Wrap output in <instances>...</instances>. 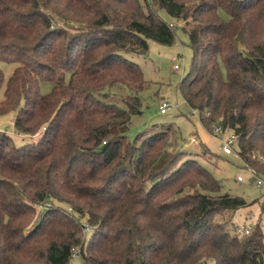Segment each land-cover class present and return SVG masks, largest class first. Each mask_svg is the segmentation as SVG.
<instances>
[{
  "label": "trees",
  "instance_id": "1",
  "mask_svg": "<svg viewBox=\"0 0 264 264\" xmlns=\"http://www.w3.org/2000/svg\"><path fill=\"white\" fill-rule=\"evenodd\" d=\"M157 9L189 36L184 100L264 177V0H0V61L15 65L0 116L37 136L0 130V264H264L260 222L236 231L252 202L222 192L178 129L128 135L149 86L132 56L176 41Z\"/></svg>",
  "mask_w": 264,
  "mask_h": 264
},
{
  "label": "rangeland",
  "instance_id": "2",
  "mask_svg": "<svg viewBox=\"0 0 264 264\" xmlns=\"http://www.w3.org/2000/svg\"><path fill=\"white\" fill-rule=\"evenodd\" d=\"M157 12L163 20L175 24L176 41L173 45H164L150 40L146 55L132 56V59L143 69L149 86L141 93L143 110L142 113L132 116L128 135L133 140L141 131L158 130L172 124L179 130L181 139L185 143L181 147L195 154L194 157L221 181L222 192L243 196L248 202H252L251 205L236 212L237 225L253 227L260 222L264 230V208L259 202L264 200V185L259 187L253 182L254 174L245 167L236 146L231 154L223 152L225 136H216L206 130L200 122L198 112L192 111L184 100L178 85L191 68L193 50L189 44V36L184 31L182 23L172 18L166 10L157 9ZM176 65H179V68H175ZM14 67V64L0 61V68L4 71L6 80L12 74ZM40 88L43 94H47L51 92L53 83L41 82ZM3 97L4 87L0 90V98ZM164 102L168 103L170 108L166 113H161L159 107ZM15 117L14 111L1 115L0 130L6 131L17 144L35 140L37 136L15 132ZM193 137H197L196 142L192 141ZM203 144L210 150L212 159L203 155ZM238 176H242L243 180L239 181ZM80 261L81 259L76 256L74 262L80 263Z\"/></svg>",
  "mask_w": 264,
  "mask_h": 264
},
{
  "label": "built area",
  "instance_id": "3",
  "mask_svg": "<svg viewBox=\"0 0 264 264\" xmlns=\"http://www.w3.org/2000/svg\"><path fill=\"white\" fill-rule=\"evenodd\" d=\"M171 26L174 25V23H170ZM175 68H179V65H176ZM170 108V105L168 103H162L159 107L160 112L161 113H166L167 110ZM216 136H225L224 141H223V145H222V150L225 154H231L234 150V146H236L238 137L235 133L228 131L227 129H225L222 125H216L213 133ZM193 142L197 141V137H193L192 138ZM252 173L254 174V178H253V182L256 183L259 187H262L264 185V177L258 175L256 172L252 171ZM237 179L239 181H242L243 178L242 176H238ZM252 227H247V226H240L237 225L236 227V231L241 233H249L251 231Z\"/></svg>",
  "mask_w": 264,
  "mask_h": 264
}]
</instances>
